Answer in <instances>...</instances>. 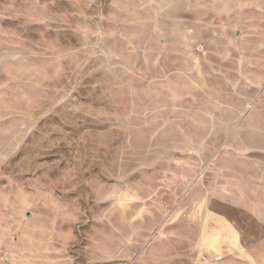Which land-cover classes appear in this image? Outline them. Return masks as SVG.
<instances>
[{"label": "rangeland", "instance_id": "obj_1", "mask_svg": "<svg viewBox=\"0 0 264 264\" xmlns=\"http://www.w3.org/2000/svg\"><path fill=\"white\" fill-rule=\"evenodd\" d=\"M227 262L264 264V0H0V264Z\"/></svg>", "mask_w": 264, "mask_h": 264}, {"label": "crops", "instance_id": "obj_2", "mask_svg": "<svg viewBox=\"0 0 264 264\" xmlns=\"http://www.w3.org/2000/svg\"><path fill=\"white\" fill-rule=\"evenodd\" d=\"M222 217L212 213L208 218L205 219L203 225L205 240L209 243L211 251L217 253L220 249H230V250H241L244 249V245L241 242V231L237 227H231L230 232L225 233V227L222 226L220 221ZM223 221V220H222ZM207 229V230H206ZM244 263V262H243ZM228 264V262L226 263Z\"/></svg>", "mask_w": 264, "mask_h": 264}, {"label": "built area", "instance_id": "obj_3", "mask_svg": "<svg viewBox=\"0 0 264 264\" xmlns=\"http://www.w3.org/2000/svg\"><path fill=\"white\" fill-rule=\"evenodd\" d=\"M203 259L205 260V261H208L209 259H210V257H211V254H208V253H205V254H203Z\"/></svg>", "mask_w": 264, "mask_h": 264}, {"label": "bare ground", "instance_id": "obj_4", "mask_svg": "<svg viewBox=\"0 0 264 264\" xmlns=\"http://www.w3.org/2000/svg\"><path fill=\"white\" fill-rule=\"evenodd\" d=\"M238 2V1H237ZM241 2V1H240ZM237 4V3H236ZM240 4V3H239ZM249 4V3H248Z\"/></svg>", "mask_w": 264, "mask_h": 264}]
</instances>
